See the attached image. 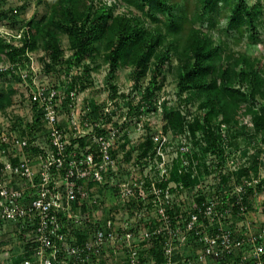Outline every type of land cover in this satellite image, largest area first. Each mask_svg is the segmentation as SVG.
Returning a JSON list of instances; mask_svg holds the SVG:
<instances>
[{
  "label": "built area",
  "instance_id": "built-area-1",
  "mask_svg": "<svg viewBox=\"0 0 264 264\" xmlns=\"http://www.w3.org/2000/svg\"><path fill=\"white\" fill-rule=\"evenodd\" d=\"M30 93L34 125L13 120L18 133L0 125V230L14 227L11 239L21 246L12 250L32 251L24 264H264V198L256 190L244 199L253 184L224 190L222 201L207 190L164 186L174 158L189 163L180 145L164 158L165 135L155 156L138 153L121 171L116 151L128 152L134 117L106 102L78 124L76 90Z\"/></svg>",
  "mask_w": 264,
  "mask_h": 264
},
{
  "label": "trees",
  "instance_id": "trees-1",
  "mask_svg": "<svg viewBox=\"0 0 264 264\" xmlns=\"http://www.w3.org/2000/svg\"><path fill=\"white\" fill-rule=\"evenodd\" d=\"M4 1L0 0V21L16 18L23 7L3 8ZM153 1L156 5L151 4ZM43 2L38 0V3ZM46 3L49 13L40 19L33 16L24 21L20 37L13 34L10 39L0 35V62L5 61L8 65L0 67V83L7 77L12 82L6 87L0 86V109L13 102V92L22 87L32 92L30 83L17 75L16 69L32 65L33 55L45 48V56L41 58L43 69L48 74L55 73L59 79L51 82L50 78L48 87L51 89H61L65 84L66 91L76 90L79 94L86 76L90 78V64H93L90 58H97L101 52L109 59L111 72L132 67L133 90L140 91L133 98L127 96L128 114L140 118L143 113L155 109L158 91L167 79V72L171 71L174 58L180 69L179 92H205L207 98L201 103L203 120L196 118L188 122L180 108L171 109L166 115L165 131L189 133L191 148L185 153L189 160L187 165L179 156L173 159L164 186L175 182L186 190L194 189L205 166L197 162L208 153L222 155L239 134L250 131V138L264 143V58L251 57L244 51L230 48L227 39H223L224 34H230L238 35L237 42L245 36L256 43L263 42L262 0H115L110 3L106 0H47ZM119 8L123 11L118 12ZM223 19L226 21L224 26L221 24ZM62 31L70 41L72 55L69 60L64 59L66 50L59 38ZM45 37L48 39L43 43ZM80 69L84 78L76 75ZM149 71L150 78L143 84ZM111 88L112 98H115L118 87L113 85ZM124 94L120 95L125 97ZM89 103L96 110L94 103L90 100ZM212 108L222 113L221 122L214 124L211 120ZM239 112L244 117L252 114V124L247 125L244 121L242 125L231 126L223 136L221 123L226 121L232 125ZM16 120L22 122L20 117ZM81 143L84 145L83 140ZM137 149L141 158L157 154V144L148 135ZM150 150L153 155L149 154ZM221 157L219 167L224 163L225 157ZM262 161L257 157L252 168H244L241 172L245 175L250 174L249 169L258 172ZM205 168L204 172H209L208 166ZM227 180V176L222 175L223 183ZM263 187L264 179L256 185L246 186L245 201L249 202L256 190ZM223 195L219 191V197ZM66 230L65 226L61 228V231ZM13 241L0 240V243L7 247ZM9 248L5 251L8 250L11 256L0 260V264H24L32 254L28 247L25 254ZM156 258L161 260L158 255Z\"/></svg>",
  "mask_w": 264,
  "mask_h": 264
},
{
  "label": "rangeland",
  "instance_id": "rangeland-1",
  "mask_svg": "<svg viewBox=\"0 0 264 264\" xmlns=\"http://www.w3.org/2000/svg\"><path fill=\"white\" fill-rule=\"evenodd\" d=\"M46 1L47 0H44L43 3H38V0H5L4 4L2 5L3 8L23 7V9L16 18L3 19L0 21V35H6L10 39L12 38L13 34L20 37V27L24 24V21L29 20L33 16H36L37 19H40L49 13L50 8ZM106 1L110 3L114 2L115 0ZM262 1L264 4V0ZM151 4L156 5L154 1ZM117 11L121 12L123 9L119 8ZM225 23L226 21L223 19L221 24L224 26ZM261 30L263 42L256 43L246 36L237 42L235 41V38H237L238 35L233 36L230 34H224L223 39H227L230 48L244 51L251 57L259 56L264 58V23ZM59 36L63 47L66 50L64 59L69 60L72 55L69 38L63 31L59 32ZM47 39L48 38L45 37L43 43L47 41ZM43 56H45V48L40 49L36 52V54L33 55L31 58L32 65L24 68L19 67V69H16L17 75H22L27 84L31 83L30 86L31 88L33 87L32 90L39 86H48L50 78L51 82H58L59 80L56 78L55 73L48 74V72H45L43 69ZM90 59L91 62H93V64H90V78L88 75L86 76V82L80 89L78 99L76 101L79 112H83L81 118L80 116L76 117L78 124L82 122L81 120L83 118H86L89 115V112L92 113V117H94V114H99L100 111L104 109L103 107L105 106L106 102L109 104L112 102L113 104L112 107H110V111L113 109L119 113H123L124 111L129 112L130 110H128L127 96L133 98L136 92L140 91L138 89L133 90L134 82L131 78L132 67H121L116 69L114 72H111L109 59L104 55V52H101V55H99L97 58ZM177 63V60L173 58L171 71L169 73L167 72V79L163 83L162 88L158 91L159 99L157 105H155V109L149 113H144V128L141 130L137 129L136 121L139 120V117L133 116V122L129 125V136L132 138V143L129 145V150L125 154V149L122 146L116 151L121 171L123 170L124 172H127L125 167L128 165V163H131L130 161L132 157L134 158L138 155L139 152L137 146L140 142H144L147 135L148 137H151L154 142H157L161 135H165V138L168 142L165 148L166 151H163V155L166 160H171L178 154L177 149L179 145L183 146L184 151L191 148V142L189 140L191 137L189 136V133H177L171 129L165 131V126L167 125L166 115L169 110L180 108L183 114L186 116V120L188 122H193L196 118L203 120L204 112L201 109V103L206 100L207 94L205 92L196 93L192 90L185 91L183 93L179 92L178 81L180 69ZM6 66L8 65L5 61L0 62V67L5 68ZM150 72L151 71L148 73V77L143 80V84H146L149 80ZM76 75L79 77L82 76V78L85 77H83L84 74L82 75V69H80ZM7 78L1 79L0 86L6 87L8 85L7 83H12L10 82L11 80H9L10 77L8 79ZM63 85L65 84H62L61 88L66 90V87H63ZM113 85L117 86L119 91V93L114 96L115 98H112L111 86ZM29 92V90L23 87L19 91L13 92V102L9 103L6 108L3 107L0 109V125L5 124L7 126L9 123H11V131L18 133V129L13 127L12 122L13 120H16V117H20L23 120L21 122L22 126H29L28 122L31 123V120H34L35 118L33 116V111L30 108L31 103L29 102ZM121 92L125 93V97L120 95L123 94ZM89 100L94 103L96 110H94L89 104V106L86 107L87 101ZM98 104H100V106ZM63 106H65V103H63ZM209 110H211V108H209ZM210 112H213L211 115V120L214 122V124L221 122L219 120H221L223 117L222 113H220L216 108H212V111ZM128 116L131 117L130 115ZM251 116L252 114H247L244 117L242 112H239L232 125L224 121L221 123V134L224 136L227 134L228 130H230L231 126L234 127L236 125H242L244 121L247 125H251ZM63 117H66V115H63ZM237 132L239 134L240 130ZM249 132L245 134H239L233 139L230 145H225L226 148L222 155L208 153L205 158H201V160L197 162L201 165H205L206 167L208 166L209 172H204L205 169L207 170V168L203 166L204 170L201 177L199 178L198 184L192 190L196 192H199V190H207L205 195H216L218 199L222 201L219 197V191L221 193L226 192L229 193V195H233L236 193V190H239L241 185L245 184V182H250V184L256 185V183L264 179V167H261L258 172H256L254 169H249V175H245L243 172H241L244 168H252L254 165L253 161L257 157H259L261 160L264 159V143L257 142L256 139L250 138L248 135ZM35 133L41 137L40 134L42 131L39 132V130H37ZM149 154L153 155L154 153L152 150H150ZM221 156H224L225 158H223L224 163H221L223 165L219 167L217 165L221 160ZM184 158L189 162L188 156H185ZM222 175L227 176L228 180L226 183H223ZM100 190L107 189L100 187ZM259 192L264 198V187ZM254 217L256 219V213H254ZM251 218H253V216H251ZM238 222H240V220ZM13 232L14 227L6 226L5 228H2L0 230V240L14 238V235H12ZM9 247L11 249H17L19 248V244L18 242L13 241L12 245L8 244V246L5 247V244L0 243V260L3 259L4 261L5 257L9 258V255L5 253V249Z\"/></svg>",
  "mask_w": 264,
  "mask_h": 264
},
{
  "label": "clouds",
  "instance_id": "clouds-1",
  "mask_svg": "<svg viewBox=\"0 0 264 264\" xmlns=\"http://www.w3.org/2000/svg\"><path fill=\"white\" fill-rule=\"evenodd\" d=\"M144 114V113H143Z\"/></svg>",
  "mask_w": 264,
  "mask_h": 264
}]
</instances>
